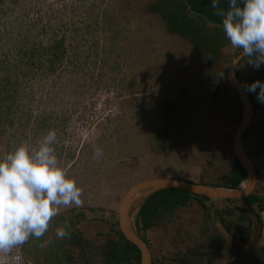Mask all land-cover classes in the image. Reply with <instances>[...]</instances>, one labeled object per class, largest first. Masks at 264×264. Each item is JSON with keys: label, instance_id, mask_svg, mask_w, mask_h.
Here are the masks:
<instances>
[{"label": "rangeland", "instance_id": "1", "mask_svg": "<svg viewBox=\"0 0 264 264\" xmlns=\"http://www.w3.org/2000/svg\"><path fill=\"white\" fill-rule=\"evenodd\" d=\"M195 8L190 0H0V157L21 142L35 145L49 129L57 132L56 154L84 190L79 208L104 220V227L99 219L88 228L93 249L84 264H105L99 248L117 236L106 223L117 229L118 200L136 181L228 178L241 105L225 73L241 50L227 40L219 16ZM259 69L237 64L233 75L244 87ZM258 92L248 93L253 128L251 143L242 145L264 165ZM231 210L223 216L228 221L239 214ZM256 210L240 214L255 217ZM179 215L157 223L170 232L177 227L181 237L187 222ZM140 234L156 256L173 254L156 231ZM67 255L78 263L75 251Z\"/></svg>", "mask_w": 264, "mask_h": 264}, {"label": "clouds", "instance_id": "2", "mask_svg": "<svg viewBox=\"0 0 264 264\" xmlns=\"http://www.w3.org/2000/svg\"><path fill=\"white\" fill-rule=\"evenodd\" d=\"M212 8L222 18L231 46L241 50L233 64L247 63L259 69L264 64V0H229L227 10L219 0H212ZM244 87L251 93L259 89L257 99L264 103V82L257 80ZM56 143L57 132L49 129L35 145L21 142L0 157V264H23L18 249L32 237H43L62 209L84 204V190L60 162ZM102 154V149L94 148L95 158ZM67 227L56 228L57 239L70 237Z\"/></svg>", "mask_w": 264, "mask_h": 264}, {"label": "crops", "instance_id": "3", "mask_svg": "<svg viewBox=\"0 0 264 264\" xmlns=\"http://www.w3.org/2000/svg\"><path fill=\"white\" fill-rule=\"evenodd\" d=\"M250 133L251 130H249L248 133L247 146L251 143ZM253 161H255V159ZM255 166V171L257 170V172L252 192L259 196H264V165L255 162ZM201 203L203 206L194 199H188L186 205L176 207L168 214V217H172L176 213H180L179 216L182 217L184 221L186 220L187 223L184 224L185 228L183 229L185 232H182V234L180 233L181 237L179 236L177 227L174 228V230L171 227L170 229L173 232H170L167 228L161 229L160 224L157 222L146 230H151L152 233L154 232V235H156V231L159 237L164 238V240L166 238L174 246L172 247L174 251L173 254L169 255L170 258L167 256V259L164 256L160 257L158 254L156 256V253H158L157 250L152 252V250L149 249L151 264H181L180 260L184 257L194 260L195 257L192 255L193 252H198V254H200L196 257L199 259V262H196L197 264H244L239 260L242 259L243 255H246L250 259L253 258V256L258 257V254H256V252H259L258 250L260 248L258 244V221H256L253 216L242 218L239 225L244 226L249 223L250 229L247 237H245L242 242H239L242 236H244V232L240 233L241 230H237L233 220L234 217L229 220V222H233V224L230 223L227 226L228 228L225 225L228 220L222 217L224 219L223 221H225L223 222L220 217L222 214L223 216H227L226 214H230L231 216V214L236 213V211L231 210L235 208L242 210L244 213H248L250 207L244 206L238 200L231 201L226 199H202ZM229 204H235L236 207L234 205L230 207ZM239 204L240 206H238ZM186 206L189 208L186 209L188 213H186L185 210L178 211V209H184ZM254 206L255 204H253L251 208L253 209ZM207 208L212 209V217L210 216L211 214L206 215V212L203 214ZM60 216L63 220L62 223L56 220V217ZM96 216L98 215L89 214L77 207L67 208L64 211L61 210L60 214L53 218L48 231L43 237L39 239L32 237L29 242L23 246L25 258L29 256L34 260L35 264H73L66 259V254L69 252L71 254V252L75 251L79 257L77 264H84L86 255L93 249L92 244L88 241L93 239L94 235L90 233L88 228H93L94 223L101 219V217L103 219V216H98V219H94ZM103 221L104 220L100 221L102 226L104 223ZM66 225L68 226L66 231L70 232V237L57 239L55 236L56 228L65 227ZM106 226V231H109V222L106 223ZM202 234L207 238L203 240L204 237H201ZM196 237H199V239L196 240ZM115 240L116 239H113V241ZM202 241H207L209 245H211V243L214 244L212 245L214 246L213 251L203 256L199 253L206 249L200 247ZM153 243L155 245V242ZM180 243H182V247ZM158 244L159 243L154 246L155 249L158 248ZM41 245H43V247ZM190 259H188L189 261L187 260L189 264L192 262ZM262 259L263 257L261 256L257 260H260L262 263ZM254 260L250 261L251 264L256 262V260ZM187 262L186 264H188Z\"/></svg>", "mask_w": 264, "mask_h": 264}, {"label": "trees", "instance_id": "4", "mask_svg": "<svg viewBox=\"0 0 264 264\" xmlns=\"http://www.w3.org/2000/svg\"><path fill=\"white\" fill-rule=\"evenodd\" d=\"M239 2L240 0H238V3ZM190 3H192L193 7L194 6L196 8L198 7L197 10L200 12L198 14H202V16L203 15L204 16L205 15L207 16L215 15L214 14L215 10L212 8V0H190ZM219 4L221 8L227 10L229 6V0H219ZM198 14L196 13V15ZM219 21L222 22L221 17ZM261 68L257 71L256 74H254V77L252 79L253 82L257 80L264 82L261 78V77L264 78V65ZM169 122L171 123V120ZM252 126L253 125L250 124L246 127V129L242 133V139L244 140L247 139L249 130ZM256 126L259 127V126H262V124H257ZM251 154H252L251 155L252 157L256 155L255 151L252 152ZM226 176L228 177L227 180L222 181L220 183H213V184L218 185V186H223L226 188H233L236 184L242 182L245 178V172L242 166L238 163V161L234 157L232 159V163L228 169ZM188 199H194L197 202H199L200 205H202L201 200L207 199V198H202L200 196L191 194L185 190H181L178 188H163V189H158L150 193L141 202L137 211L135 212L134 225H135L136 230L145 232L153 224H155L156 222H159L161 219L166 217L174 208L186 205ZM226 200H232V199H226ZM238 201L241 202L244 206L250 207L248 211L249 213H252V214L254 213L251 208L253 204H255L257 209H261L262 207H264V196H259L258 194H255L253 192L247 194L246 196L239 199ZM238 211H239V214L236 215V219H234V222H235V226L237 227V230L239 231L241 230L240 233L244 232V236H242V238L239 240V242H242L245 239V237H247V235L249 234L250 226H249V223H247L244 226L239 225L240 221H242V218L244 217L243 215L240 214L242 210L238 209ZM220 217H221V220L223 221L222 219L223 215H221ZM255 217L257 219L256 213H255ZM230 223L233 224V222H229V221L225 223L226 227ZM109 230L114 232L117 235V238L115 241H113L112 238L107 239L104 242V244L99 248V251H101V255L105 256L104 259L106 261L105 260L104 261L106 262V264H112V263L114 264H123V263L139 264L138 249L132 243L125 240L118 229H115L110 225ZM212 245L214 244L211 243V245H209L208 242L201 243L200 247L206 248V249L205 251H201L199 253H201V255L203 256L206 253L212 252L214 248V246ZM258 251H259L258 255H261L263 257L261 261L264 264V248L260 247ZM109 252H110V255H109ZM106 255H109L108 256L109 260L106 258ZM192 255L195 257L194 260L184 257L180 260L181 264H186L188 259L192 260L191 264H197L196 262H199V259L196 257L197 255H200V254H198V252H193ZM256 257L257 256H253V259H255ZM85 260H87V258H85Z\"/></svg>", "mask_w": 264, "mask_h": 264}, {"label": "water", "instance_id": "5", "mask_svg": "<svg viewBox=\"0 0 264 264\" xmlns=\"http://www.w3.org/2000/svg\"><path fill=\"white\" fill-rule=\"evenodd\" d=\"M240 52L231 59L225 73V80L226 83L235 90L241 105V114L232 134L231 146L233 157L238 161L245 172V178L243 180L244 187L243 189H238L236 185L233 188H226L223 186L167 176H150L138 180L130 185L118 200L117 228L122 234L123 238L132 243L138 249L139 264H151V255L147 244L140 236V234L136 232L133 220L135 212L137 211L139 205L150 193L163 188H178L207 199L239 200L252 192V188L255 183L256 171L254 165L252 164V161L244 151L241 142L242 133L248 126L252 115V108L247 93L238 83H236L237 80L233 75V69L235 66L233 63L240 55ZM134 195L141 198H139L136 206L132 207L130 210V203ZM254 218L256 221H258L256 217Z\"/></svg>", "mask_w": 264, "mask_h": 264}, {"label": "built area", "instance_id": "6", "mask_svg": "<svg viewBox=\"0 0 264 264\" xmlns=\"http://www.w3.org/2000/svg\"><path fill=\"white\" fill-rule=\"evenodd\" d=\"M256 216L259 225L258 243L264 248V207L256 210ZM23 246L17 250V253L22 257L23 264H27L23 253Z\"/></svg>", "mask_w": 264, "mask_h": 264}, {"label": "bare ground", "instance_id": "7", "mask_svg": "<svg viewBox=\"0 0 264 264\" xmlns=\"http://www.w3.org/2000/svg\"><path fill=\"white\" fill-rule=\"evenodd\" d=\"M236 83H238V81ZM238 84L245 90V88L240 83H238ZM245 92H246V90H245ZM248 99H249V97H248ZM250 103H251V100H250ZM251 108H252V103H251ZM243 187H244V182H242V183L240 182L237 184L238 189H243ZM139 198H141V197L134 195V197L132 198L131 203H130V210L132 207L136 206V204L139 201Z\"/></svg>", "mask_w": 264, "mask_h": 264}, {"label": "flooded vegetation", "instance_id": "8", "mask_svg": "<svg viewBox=\"0 0 264 264\" xmlns=\"http://www.w3.org/2000/svg\"><path fill=\"white\" fill-rule=\"evenodd\" d=\"M221 27H222V26H221ZM235 68H236V65L234 66V69H235ZM234 69H233V71H234ZM233 74H234V72H233ZM234 77H235V76H234ZM235 79H236V78H235ZM238 83H240V82H238ZM240 84H241V83H240ZM228 86H229V85H228ZM245 90H246V89H245ZM246 93H247V95H249L247 90H246ZM248 97H249V96H248ZM249 99H250V97H249ZM251 116H252V115H251ZM241 142L244 144L245 140H244V139H241ZM246 146H247V143H246ZM244 151L246 152L247 156H248V157L250 158V160L252 161V164L254 165V168H255V167H256V166H255V161H253L252 156H251V157L249 156V152H250L249 149H248V151L244 149ZM251 155H252V154H251ZM66 259L69 260L67 254H66Z\"/></svg>", "mask_w": 264, "mask_h": 264}]
</instances>
